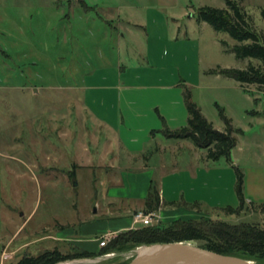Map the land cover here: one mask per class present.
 <instances>
[{
    "label": "rangeland",
    "instance_id": "obj_1",
    "mask_svg": "<svg viewBox=\"0 0 264 264\" xmlns=\"http://www.w3.org/2000/svg\"><path fill=\"white\" fill-rule=\"evenodd\" d=\"M232 1L264 33V0ZM203 7L226 5L0 0V264L55 247L99 253L101 239L108 243L115 235L110 232L133 224L127 211L138 203L124 199L139 195L136 180L148 178L159 191L165 179L173 192L190 179L217 181L216 195L198 201V209L178 207V216L161 219L162 228L178 219L205 218L264 229V212L251 207L264 204V87L220 72L259 64L238 59L235 41L198 20ZM187 89L215 129H225L220 110L230 120L237 139L232 165L225 158L207 161L191 141L162 135L187 125ZM86 142L94 150L91 158ZM126 152L138 159L125 169L128 174L96 167L111 159L125 167ZM143 163L149 171L141 169ZM235 168L243 174L249 208L226 214L223 209L238 206ZM119 179L126 184L121 189ZM107 194L125 198L105 207L112 202ZM157 222L155 213L151 226ZM135 250L109 259L123 263ZM106 256L86 261L97 264Z\"/></svg>",
    "mask_w": 264,
    "mask_h": 264
},
{
    "label": "trees",
    "instance_id": "obj_2",
    "mask_svg": "<svg viewBox=\"0 0 264 264\" xmlns=\"http://www.w3.org/2000/svg\"><path fill=\"white\" fill-rule=\"evenodd\" d=\"M225 5V8L203 7L199 9L198 20L207 23L216 32L224 33L235 41L236 44L232 47V52L238 59H253L258 62L259 66L255 67L250 64L245 70L221 69L220 72L241 84L264 87V33H257L248 14L239 4L232 0H225ZM262 18L264 20V10ZM225 44L223 42V45ZM185 105L188 113L187 125L174 131L164 129L161 132L162 135L166 139H187L196 148L205 151L207 161L217 162L221 158H225L232 165L230 156L237 145V139L231 122L224 116L223 111L220 110V114L225 123V129L219 131L204 117L201 109L191 101V93L188 89L185 94ZM235 172L234 189L238 198V206L223 209L226 214H240L249 208L244 194L243 174L238 168H235ZM74 176L75 174L72 172L71 178L74 179ZM164 205L158 187L152 183L144 202V212L157 213ZM169 205L177 204L170 203ZM251 207H258L264 212V204L254 206L251 203ZM160 224L119 232L105 246L100 247L99 253H91L81 248L78 251L64 253L55 247L38 256L25 255L17 264H63L109 254L122 255L141 246L177 242H200L199 246L209 251L241 257L252 261V264H264V229L258 225H230L223 221L205 218L188 221L177 220L165 228H162ZM132 259L120 264H128ZM112 263L113 260L109 259L97 264Z\"/></svg>",
    "mask_w": 264,
    "mask_h": 264
},
{
    "label": "crops",
    "instance_id": "obj_3",
    "mask_svg": "<svg viewBox=\"0 0 264 264\" xmlns=\"http://www.w3.org/2000/svg\"><path fill=\"white\" fill-rule=\"evenodd\" d=\"M115 108H116V106H115ZM183 117H185V114L183 115ZM93 138H95V137L93 136L92 139ZM92 139H90V140L93 143ZM99 142H100V139L97 138V145ZM88 143L86 142V156L91 158V156L94 155V150L90 151ZM104 143H108V141H106ZM121 148H123V147H121ZM126 153L128 155V156H126L128 161L125 164V167L124 166L121 167L119 165L116 166L112 161L114 159H111L110 161L108 160V163H106L104 165L99 164L96 167L105 168V170L108 168L105 171L107 174H111V173H113V170L120 169V168H121L120 171H122L120 174H123V175L128 174L125 171V169L128 170V168L131 165L136 164L138 159L134 158V156H131L132 154H129L128 152H126ZM107 158L109 159V156ZM90 167L92 168L91 164L87 163L86 168H90ZM141 169L144 171H149V166H147V164L143 163L141 165ZM147 173L148 172H146V174ZM199 174H201V172ZM129 175H131V174H129ZM133 175H134V173H133ZM142 175H144V174H142ZM151 175H152V172H151ZM134 177H135V175H134ZM196 177H197V175H196ZM161 180L162 181L160 183V196H161L162 201L165 203V205L162 206V208L156 213V216L158 218L159 223H161V219L163 217L178 216V214L181 213V211L179 210L180 208H178V207H183L182 209H184V210L186 208L196 209L197 205H199L197 203L198 201L203 202L204 200H207V197L211 198V197H213V195H216V190L213 187V184L217 186V181H215V180L213 181V180L206 178L205 180L202 179L200 181L199 179L196 178L195 181L194 180L191 181V179H190V180L185 182V185H186L185 189H184V187H181V185L179 188L174 187L177 192H175V191L173 192L172 188L168 189L167 188L168 186L166 187V184H165L166 182H164L165 179H161ZM136 181H137V185L139 186V187H137V192H139V193H135V194H139V195H134L133 197H126V199H124L125 197H110L109 194H107L105 196V198L111 200L112 202L107 204V205H102V206H105V207H113L114 206L115 207L116 206L115 201H117V200L122 201L124 199V200L129 201L132 199L133 201H135L138 204L134 208H130L127 211V213L132 217L135 213L139 212V210H141L144 207L145 199L147 198L149 190H150V186L152 183H154V181H152V179L150 180V178H148V181H146L144 179H142L139 182H138V180H136ZM117 184H118V189H121L123 187V185H126L124 179H119V181H117ZM114 187H117V186H111L110 188H114ZM158 189H159V187H158ZM194 202H196V203H194ZM170 203H175L177 205L170 206L169 205ZM184 210L182 212H184ZM178 220H183V219H178ZM157 224H158V222H157ZM92 227H94V226L93 225L89 226L88 229H90ZM137 228H140V227H137V224L136 225L127 224L125 227H120L119 229L129 230V229H137ZM119 229L114 230L113 232H110L109 235L110 234L116 235L117 233H119Z\"/></svg>",
    "mask_w": 264,
    "mask_h": 264
},
{
    "label": "water",
    "instance_id": "obj_4",
    "mask_svg": "<svg viewBox=\"0 0 264 264\" xmlns=\"http://www.w3.org/2000/svg\"><path fill=\"white\" fill-rule=\"evenodd\" d=\"M133 253V259L128 264H252L250 260L218 254L189 242L141 246ZM110 257L107 255L98 261H105ZM84 263L89 261H71L63 264Z\"/></svg>",
    "mask_w": 264,
    "mask_h": 264
},
{
    "label": "built area",
    "instance_id": "obj_5",
    "mask_svg": "<svg viewBox=\"0 0 264 264\" xmlns=\"http://www.w3.org/2000/svg\"><path fill=\"white\" fill-rule=\"evenodd\" d=\"M155 214L154 213H145L143 211H139L132 216L133 225L141 224L142 226H151L154 221ZM107 244L104 239L100 240V247H103Z\"/></svg>",
    "mask_w": 264,
    "mask_h": 264
}]
</instances>
